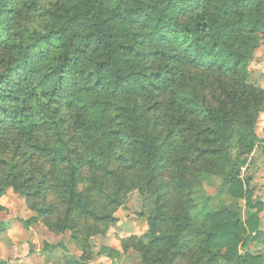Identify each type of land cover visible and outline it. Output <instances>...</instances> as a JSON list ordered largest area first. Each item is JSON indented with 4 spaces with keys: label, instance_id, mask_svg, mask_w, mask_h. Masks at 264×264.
<instances>
[{
    "label": "trees",
    "instance_id": "16d2710c",
    "mask_svg": "<svg viewBox=\"0 0 264 264\" xmlns=\"http://www.w3.org/2000/svg\"><path fill=\"white\" fill-rule=\"evenodd\" d=\"M263 31L264 0H0V198L33 179L28 153L51 168L35 193L58 199L55 231L78 244L116 222L126 193L154 197L147 231L101 256L264 264V202L242 174L264 157V87L250 80ZM211 176L218 205L202 211L193 195Z\"/></svg>",
    "mask_w": 264,
    "mask_h": 264
},
{
    "label": "rangeland",
    "instance_id": "374dc122",
    "mask_svg": "<svg viewBox=\"0 0 264 264\" xmlns=\"http://www.w3.org/2000/svg\"><path fill=\"white\" fill-rule=\"evenodd\" d=\"M40 7L48 0H37ZM37 14H30L24 24L37 26ZM264 31L261 33V44L257 53L262 51ZM262 57V56H261ZM251 61L250 80L255 85L264 87V60ZM254 67V68H253ZM16 80V73L13 74V81ZM65 114V112H62ZM65 120L66 116H62ZM67 123V122H64ZM264 121L258 123L257 134L261 135ZM66 133L69 134V126L64 125ZM28 177L33 179L26 184L25 191L16 192L7 189L0 198L2 211L0 213V263L4 264H64L68 261H75L83 255L90 258L89 264H139L136 254L128 252L121 257L110 260L101 256V248H112L121 250L124 240L132 236H141L147 231L146 217L153 210L154 197L151 194L140 193L132 190L125 194L123 203L118 206L114 213L117 219L115 223L100 227L99 233L92 235L87 244L76 243L72 238L71 231L58 233L56 225L61 222L62 208L53 191L48 186L46 190L41 188L40 195L35 192L41 180L40 173L51 176V168L45 161L36 157H29L28 153L20 159ZM248 164V165H247ZM242 169L243 176L250 177L248 189L251 191L250 201L252 203L264 202V157L257 149L254 151L251 160ZM43 166V169H42ZM41 169V170H40ZM90 172L84 168L81 173L79 191H83L88 182ZM23 180V179H22ZM221 185V180L211 176L205 180L202 187L194 192L193 199L198 209L204 211L208 208L217 207L216 192ZM45 187V186H44ZM29 194V195H28ZM210 206H204L205 204ZM45 204H50L52 213L49 216L42 215L41 209ZM236 207L242 217L246 216L244 201H238ZM264 214V208L262 209ZM261 248L256 245L248 247L252 254L257 253ZM240 254H244L240 250Z\"/></svg>",
    "mask_w": 264,
    "mask_h": 264
},
{
    "label": "crops",
    "instance_id": "0c3cea01",
    "mask_svg": "<svg viewBox=\"0 0 264 264\" xmlns=\"http://www.w3.org/2000/svg\"><path fill=\"white\" fill-rule=\"evenodd\" d=\"M261 56H262V57H261ZM254 58H255V60L258 59L257 61L254 62V65H255L259 60H262V59L264 60V41H263V46H262V51H261V53L258 54L257 51H256ZM253 68H254V67H253Z\"/></svg>",
    "mask_w": 264,
    "mask_h": 264
}]
</instances>
